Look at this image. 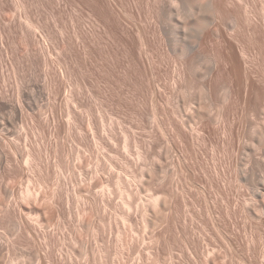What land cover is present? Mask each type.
Listing matches in <instances>:
<instances>
[{
  "label": "rangeland",
  "instance_id": "1",
  "mask_svg": "<svg viewBox=\"0 0 264 264\" xmlns=\"http://www.w3.org/2000/svg\"><path fill=\"white\" fill-rule=\"evenodd\" d=\"M78 1L81 3L79 4V2L74 0L75 3L70 6H64L63 4L53 6L48 3V0H38V6L32 5L29 7L31 12L30 16L34 22L45 24L49 29L56 32L55 27H53L54 20L50 16L51 12H53L57 24L65 30L66 37L72 38V40L70 39V42H72V52L65 53L60 52V50L52 51V55L48 58V67L44 64V58L41 55H37L33 62L31 61L32 58L30 59L27 56L25 46L19 40L18 36L15 37L14 42L11 41V38L7 40L4 48L0 46V96L3 98V101L6 102V105L0 104V126L3 125L0 128V176L4 177H0V199L3 200L0 201V205L2 208L5 207L6 209L12 206L10 204H14L13 207L17 205H21L20 207L23 206L26 212L24 210V213L21 208V213L23 212L24 216L28 213L26 214V219L29 217L27 219L29 221L28 224L30 223V226L31 224L35 226V228L32 227V230L37 228L35 232L41 231L40 234H43L40 235L38 233V236H35V232L30 230V227V229L28 227L25 228L28 230L23 228L27 232L22 228H19L20 231H17L18 225L15 226L17 221L14 223L12 221H15V219L12 220L11 218L19 214L18 206L14 208L15 210L13 207L10 208L11 211L9 209V211L13 213V215L9 217L10 220H12L11 222L7 217L5 218L6 213L4 211L6 209L4 208L3 211L0 206L2 209V212L0 209V214L3 215V213H5L3 217L0 215L2 219L1 223L5 224L6 219L7 222L9 221V224L6 223L7 225L5 228V225L3 226V224L0 223V226L2 225L3 227H0V233H2V231L4 233L5 231V236L9 235L8 237H12L15 240L18 238L17 240L19 241L21 239L24 243H21V241L17 243L19 242L17 240V242L15 241L17 244L14 241L13 244L9 243L7 241L8 237H4L0 234L2 245L6 246L8 242V244H11L8 246L12 249L6 247L9 248L8 252L11 253L12 256L22 255V259L24 258V260L21 259L22 261L19 262L20 258H16L17 260L19 259L18 262L20 264H28L31 261L33 262H31L32 264H34V262H38V264H50V261H52L51 264H56V262L57 264H100L99 261L101 260H98V263L95 260L97 257L99 258V256L102 260H105L106 256L107 259L104 264H110L111 260L114 263L118 257L120 259L117 251H120L121 247H124L121 251L125 254L130 250L131 246H133L135 250L134 255L136 256V261L142 260L141 264L147 263V261L152 263L158 262L159 264H163V262L165 264H171V255L179 252L182 258L181 264H264V211L263 213L260 211V209L264 210V198L257 200L253 195L255 194V188H257L255 187L257 179L261 178V180L259 179L258 181L259 183H262V180H264V163L253 162L254 164H260L259 166L256 165L257 168H255L256 166L254 165V167L251 161V163H249L250 166L248 165V168L247 166L245 167L242 163L244 162L246 151L250 150V146H245L246 144L244 145L245 147L241 146L238 150L241 149L242 151H237L238 154H241L239 156L237 152L235 154V152L233 153L228 149L229 147L224 146L226 142L224 143L225 140L223 138L225 137L222 134V130L228 126V124L224 122L227 120L226 118L222 120L223 116L217 117L220 120L216 119L214 114L209 116L210 112L207 114L210 125L212 127L216 125L213 127L214 129L219 128V131L215 130V133L218 131L216 135H213L215 133L209 135L206 132L205 137L208 138H205V142L203 143L195 137V139L191 138L190 141L188 140L190 143L187 140L185 141V139L182 138V133H180V131L184 129L183 127H179L182 126L179 124L180 115H183L185 112L183 99L187 98L190 101L196 102L198 101V97L195 94L183 91V88L188 85L189 82H178L174 85L177 75L174 73L173 64H170L171 60H167L168 58L163 56L165 52L163 48L161 50V45H156V48H152L151 51L153 52L149 51V57L151 58H149V61L146 60L150 63L151 67L153 66L154 68L155 66L154 72H157L155 74L152 71L154 69H151L153 73L150 69L148 70V67L150 68L149 63H144L145 60L143 58L146 57L142 55L139 57L141 62L139 58V60L134 59L130 61L127 58V61L124 60L125 63H128H126L127 66L129 65L128 67L131 65L130 68L133 67V70L134 68L136 69L134 73L135 71L138 72V76L137 72L135 73L137 77H135V75L132 77V73H130L132 69L129 68L130 72L128 71L129 73L127 74L126 70L129 69L124 66L126 65L122 59H125L124 52H121L122 49L120 51L117 49L121 48V45L117 44L119 45L117 46L114 44L113 38H111L112 35H110L111 33L104 24L103 27L100 22L102 27L97 26L100 24L95 23L93 20L94 17L90 15L92 12L90 11L91 7H89V4L86 5L87 3L83 0ZM114 1L121 3L119 4L116 2L118 3V5L116 4L117 7L119 5L121 6H119L117 10H123L120 14L122 13L124 16H127L126 13L129 8L130 12H132L133 9L129 6L128 0ZM233 1L236 2L235 5L240 8V12L244 13V9L247 7V16H250L249 18L251 19L250 21L246 20L247 23L249 22L248 24H250L247 25V23H244L246 21H244L243 16L238 17L239 19L243 17L242 21L241 19L239 21L242 22L241 25L239 22L236 23V21H233L234 24L230 22L234 25L229 24V27L231 26L230 28L233 27L230 30H233L232 33L237 35L239 33L238 29L242 27L243 30H239L241 33L238 34V37L240 36L241 39L246 40L248 38L249 40L251 35L249 34L250 36L248 35V37H246L247 34L245 35L243 33V31H245L244 29L247 28L245 25L248 26V30L251 23H256L257 26H263L259 28L264 29V0H242L244 2H241L244 4L240 3V0ZM125 2L129 4H127L129 8ZM240 4H242L243 7H240L242 6ZM248 4L250 6L252 5L251 8ZM125 9H127V11ZM132 13L135 16V12L133 11ZM5 14L6 18L11 20V23L15 25L19 24L18 13L15 9L7 7ZM131 14H128V17H130ZM123 18H121L123 22L125 19H129L126 17ZM127 21L130 22L131 18ZM127 21L126 25L129 26L130 24L131 26H129V29L135 33L134 27L131 29L132 21L130 23ZM242 24H244L245 27H243ZM236 25L238 27L240 26V28ZM102 28L103 30L106 28V33L103 32ZM76 30H78V32ZM91 30L95 32L93 33ZM75 31L78 33H76L77 35H79L81 31V34L90 31V33L86 34H88L89 37H96L95 40L90 38L94 46L89 42V45L92 46H89L90 48L87 47L86 51L85 48L80 46L81 41L77 40L79 38L74 33ZM107 31L110 33L109 36ZM91 32L93 34H91ZM246 32L249 33L250 31L246 29L245 33ZM73 35H76V38ZM216 37L217 36H214L213 38L217 40ZM73 38L75 40H73ZM111 40L113 42L110 43ZM98 42L99 44H97ZM107 42L110 43L107 44L108 48L105 46ZM112 43L116 45L117 48H115L116 46L114 47V45L112 47ZM216 44L217 41L214 46ZM106 48L114 54V56L111 54L107 56L109 51L103 52V49L106 50ZM111 48L115 49L111 50ZM88 51L91 52L88 54ZM112 51H115V53ZM117 51L121 53L118 55ZM150 52L154 54L151 56ZM105 55L111 59H106ZM117 56H120V59H118ZM162 56L164 59H162ZM112 57H116L118 61L115 58L116 62H114V58L112 60ZM254 57H256V61ZM153 58L155 59L153 60ZM252 58L253 74L257 76L255 72H258V74L260 73L259 76L263 77L264 65L260 64H264L262 58L259 55H253ZM259 59H261V61ZM133 61L134 64L137 63L133 65ZM138 61L141 64H139ZM152 61L154 64H151ZM58 63L66 70L64 79L58 76ZM146 66L148 67L145 68ZM138 67L142 68L143 71L141 72L142 69L139 70ZM122 69L126 72L124 73ZM46 70L49 76L46 75ZM149 71L151 73H148ZM139 72L142 74H140V76L149 80L146 83V87H144L146 84L142 83L145 78H140ZM121 74L126 78L122 80ZM151 74L153 76H150ZM50 77L51 79L53 78L51 82H49ZM132 78H134L133 82ZM129 80L132 83H130ZM138 82H140L139 84L141 86L135 85L138 84ZM132 84L134 85L132 86ZM135 86L140 89H137ZM260 86H262L261 89L263 90V84L261 85L260 83ZM179 87L182 89H179ZM31 89H34L33 93L30 92ZM196 90L198 91V89ZM224 92L223 90L220 98L224 96ZM155 100L158 104L160 102V109L157 112L156 118L153 116V108L151 107ZM202 100H204V97ZM19 103L21 106L15 109V105ZM137 104L139 106L141 105V107H145L140 108ZM214 107L219 109L217 105H212V112L216 111ZM138 108L141 110L139 111ZM69 114H71V117H69L71 120L68 118ZM8 119L10 121H8ZM193 120L192 122L194 123H191V127L193 130H197L200 125L198 121L200 120L197 117H194ZM262 124H264V122ZM74 126L76 127L74 128ZM78 127L81 130H79ZM248 131L249 130L245 131V139H249L250 135H252L250 134L251 132L249 131V133ZM183 139L184 141H182ZM248 139L246 143L251 142V138L249 139L250 141ZM206 141L211 143H207ZM208 144L211 145L209 146ZM237 157L241 158L239 159ZM238 159L241 161H238ZM3 162L11 163V165L9 164V166L7 163L4 164ZM42 162L46 169L43 168ZM96 164H99V167ZM13 166L16 167L15 170ZM39 168L42 170L40 169L39 171ZM6 171L11 173L7 174ZM39 172L43 175H40ZM47 176H51L50 180H48L49 178ZM33 177H35V179ZM9 178L10 180L13 179L10 181ZM39 179L41 181H38ZM5 181H8V185ZM27 181L28 183L30 181L29 185L31 186L28 185ZM97 181L98 183H96ZM99 182L101 184H99ZM4 183L7 186L3 185ZM259 183H257V186ZM260 185L261 184H259L258 187L262 186ZM28 186L32 189V193L39 192L37 193L38 195L36 193L33 194V196L36 194L37 200L35 197L24 198V201L23 198H21L22 196L19 194L21 193L20 191H24ZM10 187L11 190L14 189V194L12 193L14 196L11 194ZM51 187L52 189L50 190ZM55 187L61 192L55 190ZM129 187L133 190L130 191L131 194L132 192L134 193L133 196L137 194L135 197L131 196L133 199L130 197L132 200L129 199V202L135 201L133 206V202H131V208H129L130 214H133L131 215L132 217H130L128 213V207L126 208L125 206L126 203L130 204L127 201V196H124L125 191L129 190ZM160 187H164L165 189H161ZM149 192L161 195L158 196H160V202L162 204L159 205H161L160 207L162 210H160L158 206L154 211H150L151 216L148 215L150 217H147L150 219V226L147 227L149 229L145 232L143 229V218L142 215V219L140 218L138 214L141 213L138 211L140 210V205L146 202L145 200L148 198L147 195ZM4 193H6V195ZM55 193L57 195L59 193L62 195L59 194L57 196ZM161 193L164 194L162 195ZM41 194L44 196L43 198ZM127 194L126 192V195ZM4 195L6 197H4ZM8 196L10 201H16L11 203L7 200ZM3 197L4 199L7 198L6 201ZM13 197L16 198H14V201L12 199ZM56 198H58V201H56ZM123 200H125V202ZM16 202H18L17 205ZM6 203L9 207H7V205L5 206ZM136 203H139L137 205L138 207L135 206ZM166 203L167 205H165ZM52 204L56 205L52 206ZM35 206H37V208ZM162 207L165 209L163 210ZM16 209L18 212L15 214ZM41 210L43 211L41 212ZM52 211L54 213H52ZM126 212L129 214V218L128 216L127 218L133 219V222L129 221V224H133L134 231L131 230L132 225L129 226L127 222L128 219L124 217L127 214ZM21 230L24 232H22L23 235L20 233ZM29 230L30 232H28ZM42 230H44V232ZM94 230L96 233L99 231V233L96 234L97 236L94 234ZM125 230H127L126 233ZM29 233L34 237L32 236V238H30L31 236H29ZM14 235L16 238L13 237ZM21 235L24 237L21 238ZM6 238L7 240H5ZM10 238L9 241L11 240L12 242L13 239ZM26 238L30 240L34 238L36 242L41 238L39 242H37L40 245L35 241H26ZM121 238L123 241H121ZM194 241L200 242L198 245L200 247L197 246L196 248L197 251L195 250L196 244ZM3 242L6 243L3 244ZM122 242L124 243L123 245ZM30 244L33 247L38 246L36 248L37 250H34V248L32 250ZM43 244L47 247H44ZM12 245L14 246L12 247ZM5 246H1L2 248L0 247V259L3 253V255L8 254L4 252V249H7ZM22 247L25 248L22 249ZM104 247L106 253L104 252ZM100 248L104 250L103 252L105 254L104 255L102 252V258V254L99 256L97 255V253H101ZM49 250H51L54 255ZM147 251H149V253ZM193 251H196V253L194 254ZM45 252H47L46 255ZM169 252L173 254H169ZM32 253H36L35 255L39 254L40 257L43 255L47 256L48 254L51 255L50 258L52 256L56 257H53V260H51L52 258L49 259L48 255L47 263H44L42 258L37 255L38 259L40 258L39 262L37 256L34 258L35 255L33 254V257V255H31ZM9 256H6V258L8 259ZM137 256H139L138 259ZM4 257L5 256H2V262H6L4 261ZM76 257L78 259H76ZM90 257L95 259L92 258L93 260H91ZM11 258L13 259L14 257H9L8 260ZM56 258L58 259L56 260ZM109 258L111 260H109ZM113 259L115 260L113 261ZM87 261L90 263H87ZM118 261L123 264L121 260ZM101 262V264H103V261ZM117 264L119 263L117 262Z\"/></svg>",
  "mask_w": 264,
  "mask_h": 264
},
{
  "label": "bare ground",
  "instance_id": "2",
  "mask_svg": "<svg viewBox=\"0 0 264 264\" xmlns=\"http://www.w3.org/2000/svg\"><path fill=\"white\" fill-rule=\"evenodd\" d=\"M77 2H79L78 0H76ZM83 1H85L87 4L86 5H88L89 4V7H91V14L90 15H92V17H94V22L95 23H97V24H100V25H97V26H101V23H102V26H103V24L106 26V28L108 29V31L111 33H109L108 31H107V33H108V36H109V34L110 35H112L111 36V38H113V41H114V44H119V45H121L120 47L121 48H117V46H119V45H114L113 43H112V47H113V45H114V47L115 48H117V49H119V51L121 50V52H124L123 54L125 55V59L124 58H122L123 59V62H124V60H126V58L128 59V60H134V59H136V60H139L140 58V55H142L143 57H146V58H143V57H141V58H143L144 60H145V62L144 63H146V62H148L149 61V58H151V57H149V51H151L152 50V48H156V45L157 46H160V48H161V50H162V48H163V51L165 52L164 54H163V56L165 57H167V58H165V59H167V60H171V62H170V64L172 63L173 64V70L175 71L174 73H176V75H177V79H176V77H175V81H174V85H176L178 82L180 83H184V82H189L188 83V85H186V84H183V85H186L183 89V91L184 92H188V93H192V94H195L198 98H197V100L198 101H196V102H193V101H190L189 99H187V98H185V99H183L184 101H183V106H184V109H185V112L183 113V115H180L181 116V118L179 119V124L180 125H182V126H179L180 128L181 127H183V131L181 132L180 131V133H182L181 135L183 136L182 138H184L185 139V141L187 140H191V138L192 139H197V140H199L201 143H203V142H205L204 140H205V138H208V137H205V133L207 132L209 135L210 134H213V133H215V130H218L219 128H213L214 126H216V125H214L213 127L210 125V123H209V119H208V117H207V114H208V112H210V114H209V116L212 114H214V116H215V118L216 119H218L217 117H219V116H223L222 117V120H223V118H226V120L227 121H224L226 124H228V126H226V124H225V126H226V128H224L223 130H222V134L224 135V137L225 138H223L225 141H224V143L226 142V145L224 144V146H227V147H229L228 149L230 150V151H232L233 153L235 152V154H236V152L237 151H242L241 149L240 150H238L239 148H241V146L242 147H245V146H250L249 147V149L250 150H247L246 151V153H245V158H244V162L242 163L245 167L247 166V168H248V165L250 166V164L249 163H251V161H252V165L254 166H256V165H258V164H254V163H256V162H258V163H264V140H263V138H264V124H262L263 122H264V89L262 90L261 89V87L262 86H260V83H261V85L263 84V88H264V76L261 78L260 76H259V74H258V72H255L256 73V75L257 76H259V77H257V76H255L254 74H253V71H252V57H253V55H259L261 58H262V62H264V29L262 28H259V27H263V26H257V24L256 23H251V26H249L250 28H249V30H248V26L247 25H250V24H248L247 23V21L246 20H249L250 21V19L251 18H249L250 16H247L248 15V13H247V10L246 9H248L247 7H245L246 9H244L245 10V12L247 13H243V12H240V8H238L235 4H236V2H234L233 0H128V2H129V4L128 3H126L125 2V4L127 5H129V6H131V8L133 9L132 10V12L134 11L135 13V16L133 15V13L132 12H130V8L128 7V5H127V7L129 8V10H128V12L126 13L127 14V16H124L122 13V16H121V14H120V12H122L123 10H117V8L120 6H116V4L118 5V1H116V2H118V3H116L114 0H83ZM120 1H122V0H120ZM126 1V0H125ZM237 1H239V0H237ZM242 0H240V3H242V2H244V1H242ZM253 1V0H252ZM77 2H76V4H77ZM245 2H247V1H245ZM38 0H0V46H1V48H4V46H5V43L7 42V40H9L10 38H11V41L12 42H14L15 41V37L16 36H18V38H19V40L24 44V46H25V49H26V52H27V56L31 59V61L33 62V60H34V58L37 56V55H41L43 58H44V64L48 67V58L52 55V51H55V50H60V52H65V53H69L70 51L72 52V49H71V43L72 42H70L71 40H72V38H70V37H66L67 35H65V30L62 28V27H59V25L57 24V22H56V19L54 18V15H53V12H51V14H50V16H51V18L54 20L53 22H54V24H53V27H55V29H56V32H57V34H56V32H54V31H52L51 29H49V27L47 26V25H45V24H41V23H36V22H34L33 20H32V18H31V12H30V10H29V7L30 6H32V5H37L38 6ZM48 3L49 4H52L53 6H59V4H63L64 6H70V5H72V4H74L75 2H74V0H48ZM81 2H79V4H80ZM82 3H84V2H82ZM239 3V2H238ZM248 3V2H247ZM247 3H246V5H247ZM43 4V3H42ZM85 4V3H84ZM119 4H121V3H119ZM242 4H244V3H242ZM242 4H240V5H242ZM252 4V3H251ZM125 5V6H126ZM239 5V6H240ZM249 5V4H248ZM43 6V5H42ZM250 6V5H249ZM252 6V5H251ZM251 6H250V8H251ZM7 7H12L13 9H15L16 10V12L18 13V18H19V24L18 25H15V24H13V23H11V20H9V19H7L6 18V9H7ZM121 7V6H120ZM240 7H243V5L242 6H240ZM126 8V7H125ZM127 8V9H128ZM119 9V8H118ZM127 9H125L126 11H127ZM249 11V10H248ZM119 12V13H118ZM130 12V13H129ZM251 12V11H250ZM249 12V13H250ZM124 13V12H123ZM132 13V14H131ZM240 13H242V14H240ZM128 14H131V16L130 17H128ZM246 14V15H245ZM121 16V17H120ZM134 16V17H133ZM241 16H243L244 17V21H246V22H244V23H247V25H245L247 28V31H250L249 33L248 32H246L245 33V31H246V29H244L245 31H243V33L246 35V37H248V35L250 36V39L248 40V38H247V40L246 39H241L240 38V36L238 37V34H240L241 32L239 31L240 29H241V31L243 30L242 29V27L240 28V26L238 27L237 25H239V24H237L236 26L238 27V28H240V29H238V34L237 35H235V33H232V31L233 30H230V29H232V28H230L229 27V24H231L230 22H232L233 24H234V22L233 21H236V23H238L239 21H240V19H241V21H242V19H243V17L242 18H238V17H241ZM91 17V18H92ZM123 17H126V18H129V19H127V20H130V18H131V24H132V28L131 29H133V27H134V30H135V33L134 32H132V30H130L129 29V26H131L130 24H129V26L128 25H126V19H125V21L123 22L122 21V19L121 18H123ZM233 19V20H232ZM253 19V18H252ZM123 20H124V18H123ZM99 22V23H98ZM101 22V23H100ZM128 23H130L129 21H127ZM253 22V21H252ZM240 23V25H241V23L242 22H239ZM233 24H231V25H233ZM253 24V25H252ZM256 24V25H255ZM259 25V24H258ZM101 26V27H102ZM234 26V25H233ZM235 26V27H236ZM242 26L243 27H245L244 26V24H242ZM104 27V26H103ZM234 27V28H235ZM237 27H236V29H237ZM106 28H104V30H103V28H102V30H103V32L104 33H106V31H105V29ZM133 30V31H134ZM77 32H78V30H76ZM74 32L75 34L77 33V32ZM80 31V30H79ZM92 31V30H91ZM82 32V31H81ZM81 32H80V34L79 35H77V37L79 38V39H77L78 41L80 40L81 41V44H80V46L81 47H83V48H85V50H86V48L88 47V48H90L93 44H92V41H91V39L90 38H93V37H89V35L88 34H86V33H90V31L89 32H85V34H81ZM93 32V31H92ZM91 32V34H93ZM90 34V35H91ZM75 35V36H76ZM81 35V36H80ZM107 35V34H106ZM74 36V35H73ZM74 36V37H75ZM93 36H95V35H93ZM97 36V35H96ZM214 36H217L216 38H217V40L215 39V38H213ZM242 36V35H241ZM244 36V35H243ZM76 38V37H75ZM110 38V39H111ZM244 38V37H243ZM71 39V40H70ZM94 40L96 39V37L95 38H93ZM217 41V46L215 47L214 46V44H215V40ZM73 40H75L74 38H73ZM76 40V41H77ZM109 40V39H108ZM97 41V40H96ZM112 40L110 41V43L111 42H113ZM215 41V42H214ZM89 42H91V46L89 45L90 43ZM95 42V41H94ZM109 42V41H108ZM106 43L105 44V46L108 48V45L107 44H110V43ZM96 44V43H95ZM97 44H99V42L97 43ZM90 46V47H89ZM94 46V45H93ZM213 46V47H212ZM110 47H111V45H110ZM109 47V48H110ZM92 48H94V47H92ZM92 48H91V50H92ZM106 48V50L105 49H103L104 51L103 52H105V51H107L108 49ZM115 48H113V49H115ZM159 48V47H158ZM157 48V49H158ZM99 49H101V48H99ZM112 48H111V50H113ZM82 50H84V49H82ZM84 50V51H85ZM90 50V49H89ZM158 50H160V49H158ZM87 51V50H86ZM85 51V52H86ZM93 51V50H92ZM95 51V50H94ZM99 51V50H98ZM109 51V50H108ZM154 51H155V49H154ZM85 52H83V53H85ZM91 51H88V54L90 53ZM102 52V53H103ZM110 52V51H109ZM107 53V56H109L108 54H111V55H113L114 56V54H112L111 52L110 53ZM113 52V51H112ZM118 52V51H117ZM121 52H118V55H119V53H121ZM151 52H153V51H151ZM150 52V53H151ZM87 53V52H86ZM113 53H115V51L113 52ZM122 54V55H123ZM154 54V53H153ZM152 53H151V56L153 55ZM121 55V56H122ZM123 55V56H124ZM160 55V54H159ZM161 55H162V53H161ZM106 56V55H105ZM106 56V59L108 58H110V57H107ZM162 56V57H163ZM118 57V59H120V56H117ZM160 57V56H159ZM164 57L162 58V59H164ZM113 58L114 57H112V60H113ZM116 58V57H115ZM115 58H114V62H116L115 61ZM139 58V59H138ZM256 57H254V59H255ZM111 59V58H110ZM117 59V58H116ZM118 59H117V61H118ZM122 59H121V61H122ZM155 58H153V60H154ZM159 59H161V58H159ZM146 60H148V61H146ZM151 60V59H150ZM166 60V61H167ZM260 61H261V59H259ZM111 61V60H110ZM127 61V60H126ZM129 61V62H130ZM165 61V62H166ZM254 61V60H253ZM255 61H256V59H255ZM140 62H141V59H140ZM164 62V61H163ZM111 63V62H110ZM125 63V62H124ZM127 63V62H126ZM125 63V64H126ZM132 63V62H131ZM130 63V64H131ZM137 63V62H136ZM135 63V64H136ZM138 63H139V61H138ZM149 63V62H148ZM153 63V61L151 62V64ZM168 63H169V61H168ZM260 63V62H259ZM115 64V63H114ZM128 64V63H127ZM127 64L126 65H124L125 67H128L127 66ZM134 64V61H133V65H135ZM139 64H141V63H139ZM143 64V63H142ZM154 64V63H153ZM160 64V63H159ZM261 65H264V64H262V63H260ZM259 64V65H260ZM112 65H113V63H112ZM145 65V64H144ZM148 65V64H147ZM138 66V65H137ZM137 66H136V68H137ZM140 66V65H139ZM149 66H150V68L148 67V66H146L145 68H147L148 67V70L150 69V71H151V69H154V70H152L153 72L155 71V66H154V68H153V66L151 67V65H150V63H149ZM160 66V65H159ZM255 66V65H254ZM115 67V66H114ZM123 67V66H122ZM124 67V68H125ZM130 67H131V65H130ZM130 67H128V69L130 68ZM143 67V66H142ZM158 67V66H157ZM156 67V68H157ZM264 67V66H263ZM133 68V67H132ZM132 68H130V69H132ZM139 68V67H138ZM164 68V67H163ZM260 68V67H259ZM114 69V68H113ZM120 69V68H119ZM130 69L129 70H126L127 71V74L130 72ZM140 69H142V68H139V70ZM143 69H144V67H143ZM143 69L141 70V72L143 71ZM158 69V68H157ZM156 69V70H157ZM262 69V68H261ZM123 70V69H122ZM134 70H136L135 68H134ZM134 70L132 69V72H130V73H132L131 74V76L133 77V75H135V77H137L138 76V72L137 71H135V73L137 72V76H136V74L134 73ZM263 70H264V68H263ZM262 70V71H263ZM124 71V70H123ZM126 71H124V73L126 72ZM129 71V72H128ZM145 71V70H144ZM148 72V73H151V72ZM141 72H139V76H140V74H141ZM152 72V73H153ZM260 72V71H259ZM123 73V72H122ZM123 73V74H124ZM144 73V72H143ZM146 73H147V71H146ZM145 73V74H146ZM155 73H157V72H154V74ZM126 74V75H127ZM46 75L47 76H49L48 75V73H47V70H46ZM142 75V74H141ZM144 75V74H143ZM160 75V74H159ZM158 75V76H159ZM58 76L59 77H61L62 79H64L65 78V76H66V70H65V68L60 64V63H58ZM121 76H122V74H121ZM125 76V75H124ZM128 76V75H127ZM148 76V75H147ZM150 76H153L152 74L150 75ZM175 76V75H174ZM134 77V78H135ZM116 78V77H115ZM122 78V80L123 79H125L123 76L121 77ZM129 78H131V77H129ZM128 78V79H129ZM134 78H132V82H133V79ZM139 78V77H138ZM140 78H145V77H142V76H140ZM139 78V79H140ZM155 78V77H154ZM117 79V78H116ZM119 79V78H118ZM127 79V80H128ZM136 79V78H135ZM147 78H145V80H146ZM156 79V78H155ZM142 80V79H141ZM143 81L142 83H147V81H149V80H146V81ZM51 81H53V78L51 79V77L49 78V82H51ZM117 81H119V80H117ZM134 81H138V80H134ZM155 81V80H154ZM157 81H158V79H157ZM65 82V81H64ZM129 82L130 83H132L130 80H129ZM153 82V81H152ZM156 82V81H155ZM135 83V82H134ZM140 82H138V84H135V85H140L139 84ZM141 83V84H142ZM149 83V82H148ZM65 84V83H64ZM112 84V83H111ZM150 84V83H149ZM156 84H157V82H156ZM134 84H132V86H133ZM144 85V84H143ZM115 86V85H114ZM141 86V85H140ZM147 86V84L144 86V87H146ZM154 86V85H153ZM159 86V85H158ZM136 88H137V86H135ZM139 87V86H138ZM176 87V86H175ZM183 87V86H182ZM142 88H143V86H142ZM141 88V89H142ZM181 87H179V89H180ZM134 89V88H133ZM137 89H140V88H137ZM145 89V88H144ZM143 89V90H144ZM158 89H159V87H158ZM177 89H178V87H177ZM182 89V88H181ZM196 89H198V91L196 90ZM135 90V89H134ZM154 90V89H153ZM224 90L225 92V94H224V96L222 97V98H220L221 96V93H222V91ZM110 91V90H109ZM140 91V90H139ZM221 91V92H220ZM30 92H34V89H31L30 90ZM111 92V91H110ZM157 92H158V90H157ZM143 93V92H142ZM109 94H111V93H109ZM140 94H141V91H140ZM111 96V95H110ZM168 97V96H167ZM204 97V100H205V102H204V100H202V98ZM153 98V97H152ZM138 100H139V98H138ZM168 100V99H167ZM112 101V100H111ZM140 101V100H139ZM156 101V100H155ZM153 102V104H152V113H153V116H155L154 118H156L157 117V112L159 111V109H160V107H159V105H160V102H159V104L157 103V101L156 102ZM159 101V100H158ZM39 102V101H38ZM206 102H207V105H206ZM137 103V102H136ZM166 103V102H165ZM0 104H2V105H6V102H4L3 101V98L0 96ZM23 104V103H22ZM141 104V103H140ZM138 105V104H137ZM142 105H145V104H142ZM212 105L214 106V105H217L218 107H219V109H216L215 107V112H212ZM18 106H21V104L19 103L18 105H15V109H18ZM139 106V105H138ZM140 108H144L143 106L141 107V105L139 106ZM150 107V108H151ZM217 107V108H218ZM183 109V110H184ZM138 110L140 111L141 109H139L138 108ZM163 110V109H162ZM84 111V110H83ZM138 111V112H139ZM138 112H136V113H138ZM161 112V111H160ZM70 113V112H69ZM135 113V114H136ZM143 113V112H142ZM139 114V113H138ZM140 114H141V112H140ZM2 115V114H1ZM178 115V114H177ZM248 115H249V117H248ZM141 116V115H140ZM142 116H144V115H142ZM69 117H71V114H69V116H68V118ZM138 117H139V115H138ZM175 117H176V115H175ZM194 117H197V118H199V120L200 121H198V123L200 122V125H199V127H198V129L197 130H193V128L191 127L192 125H191V123H194V122H192V121H194L193 120V118ZM7 118V117H6ZM142 118V117H141ZM249 118V119H248ZM9 119H11V118H9ZM8 119V121H10ZM42 119V118H41ZM67 119V118H66ZM176 119H177V117H176ZM30 120H32V119H30ZM39 120H40V118H39ZM69 120H71L70 118H69ZM218 120H220V119H218ZM225 120V119H224ZM7 121V120H6ZM215 121H217V120H215ZM44 122V121H43ZM177 122H178V120H177ZM228 122V123H227ZM1 123V122H0ZM9 123V122H8ZM66 123V122H65ZM94 123V122H93ZM101 123V122H100ZM197 123V122H196ZM82 124V123H81ZM263 126H262V125ZM19 125V124H18ZM178 125V124H177ZM3 126V125H2ZM2 126H0V128L2 127ZM5 126V125H4ZM21 126V125H20ZM66 126V125H65ZM73 126V125H72ZM81 126V125H80ZM89 126V125H88ZM92 126V125H91ZM101 126V125H100ZM176 126V125H175ZM13 127V126H12ZM76 126H74V128H75ZM90 127V126H89ZM177 127V126H176ZM7 128H8V126H7ZM20 128V127H19ZM74 128H73V130H74ZM79 128V127H78ZM81 128H83V127H81ZM197 128V127H196ZM223 128V127H222ZM18 129V128H17ZM2 130V129H1ZM9 130V129H8ZM11 130V129H10ZM13 130V129H12ZM20 130V129H19ZM79 130H81L80 128H79ZM178 130V129H177ZM221 130V129H220ZM246 130H249L248 132L250 133V134H252V135H250V137H249V139L251 140V142H249V143H246V140L247 139H245L246 137H245V131ZM95 131H96V129H95ZM219 131V130H218ZM218 131H216V133L218 132ZM87 132V131H86ZM216 133L215 134H213V135H216ZM2 134V133H1ZM82 135V134H81ZM180 135V136H181ZM212 135V136H213ZM208 136V135H207ZM248 136H249V134H248ZM94 137V136H93ZM195 137V138H194ZM6 138V137H5ZM83 138V137H82ZM81 138V139H82ZM91 138V137H90ZM181 138V137H180ZM213 138V137H212ZM212 138H211V140H212ZM215 138V137H214ZM95 139V138H94ZM103 139V138H102ZM109 139V138H108ZM184 139L182 140V141H184ZM95 141H97V140H95ZM110 141V140H109ZM188 141V142H189ZM208 141V140H207ZM206 141V142H207ZM100 142V141H99ZM111 142V141H110ZM187 142V143H188ZM222 142V141H221ZM103 143V142H102ZM185 143V142H184ZM190 143V142H189ZM207 143H211V142H207ZM246 144V145H245ZM249 144V145H248ZM204 145V144H203ZM209 146L211 145V144H208ZM207 145V146H208ZM245 145V146H244ZM187 146V145H186ZM201 146V145H200ZM206 146V147H207ZM12 147V146H11ZM113 147H114V145H113ZM204 147V146H203ZM203 147H202V149H203ZM205 147V148H206ZM200 149V148H199ZM55 150V149H54ZM205 150V149H204ZM56 151V150H55ZM78 151V150H77ZM200 151V150H199ZM15 152V151H14ZM224 152H225V150H224ZM243 152H245V151H243ZM201 153V152H200ZM199 153V154H200ZM226 153V152H225ZM232 153V154H233ZM241 153V152H240ZM16 154V153H15ZM34 154V153H33ZM203 154H205V153H203ZM203 154H202V156H203ZM231 154V153H230ZM235 154H234V156H235ZM77 155V154H76ZM79 155V154H78ZM142 155V154H141ZM237 155L239 156V155H241V154H238V152H237ZM31 156V155H30ZM38 156V155H37ZM36 156V157H37ZM247 156V157H246ZM80 157V156H79ZM201 157V156H200ZM231 157V156H230ZM244 157V156H243ZM18 158V157H17ZM232 158H233V156H232ZM237 158H239V157H237ZM241 158V157H240ZM239 158V159H240ZM21 159V158H20ZM30 159V158H29ZM31 159H32V157H31ZM30 159V160H31ZM36 159H38V158H36ZM235 159V158H234ZM238 159V161H241V160H239ZM34 160V159H33ZM236 160V159H235ZM243 160V159H242ZM9 161V160H8ZM7 161V162H8ZM41 161V160H40ZM97 161V160H96ZM6 162V163H7ZM9 162H11V161H9ZM22 162V161H21ZM102 162V161H101ZM254 162V163H253ZM4 164H6L5 162H3ZM40 163V162H39ZM54 163V162H53ZM95 163V162H94ZM232 163V162H231ZM8 165L10 164L11 165V163H7ZM48 164H49V162H48ZM56 164V163H55ZM233 164V163H232ZM9 165V166H10ZM37 165V164H36ZM42 165H43V168H44V164H43V162H42ZM46 165V164H45ZM97 165V164H96ZM99 165V164H98ZM97 165V166H98ZM252 165H251V167H252ZM260 165V164H259ZM258 165V166H259ZM262 165V164H261ZM264 165V164H263ZM1 166V165H0ZM23 166V165H22ZM38 166V165H37ZM81 166H82V164H81ZM96 166V167H97ZM234 166V165H233ZM254 166V167H255ZM12 167V166H11ZM14 167V166H13ZM47 167V166H46ZM53 167V166H52ZM55 167V166H54ZM83 167V166H82ZM95 167V166H94ZM99 167V166H98ZM254 167H252L253 169H254ZM15 168L16 167H14V170H15ZM24 168V167H23ZM50 168V167H49ZM84 168V167H83ZM82 168V169H83ZM103 168V167H102ZM255 168H257V166L255 167ZM3 169V168H2ZM40 169L41 168H39V171H40ZM44 169H46V168H44ZM43 169V170H44ZM51 169V168H50ZM50 169H48V170H50ZM100 169V168H99ZM249 169H250V167H249ZM31 170V169H30ZM42 170V169H41ZM53 170V169H52ZM5 171V170H4ZM23 171V170H22ZM32 171V170H31ZM95 171V170H94ZM7 172V171H6ZM37 172V171H36ZM42 172V171H41ZM54 172V171H53ZM99 172V171H98ZM255 172V171H254ZM9 172H7V174H8ZM11 173V172H10ZM9 173V174H10ZM40 173V172H39ZM55 173V172H54ZM53 173V174H54ZM95 173V172H94ZM101 173V172H100ZM6 174V175H7ZM31 174V173H30ZM42 173H40V175H41ZM44 174H45V172H44ZM48 174V173H47ZM46 174V175H47ZM3 175V174H2ZM43 175V174H42ZM50 175V174H49ZM48 175V176H49ZM55 175V174H54ZM9 176V175H8ZM7 176V177H8ZM14 176V175H13ZM27 176V175H26ZM31 176V175H30ZM47 176V177H48ZM53 176V175H52ZM0 177H3V176H0ZM24 177V176H23ZM28 177V176H27ZM43 177V176H42ZM41 177V178H42ZM54 177V176H53ZM56 177V176H55ZM4 178V177H3ZM34 179H35V177H33ZM38 178V177H37ZM49 179L48 180H50V178H51V176L50 177H48ZM13 179V178H12ZM11 179V180H12ZM15 179V178H14ZM22 179H24V178H22ZM29 179H30V177H29ZM54 179V178H53ZM53 179H52V181H53ZM260 180H261V178H259ZM259 179H257V183H259L258 181H259ZM4 180V179H3ZM2 180V181H3ZM7 180V179H6ZM9 180H10V178H9ZM10 180V181H11ZM43 180H45V179H43ZM56 180V179H55ZM9 181V182H10ZM36 181H37V179H36ZM38 181H41L40 179L38 180ZM57 181V180H56ZM263 182L261 183H259V184H261L260 186L261 187H258L259 186V184H258V186H257V183H256V186L255 187H257V188H255L256 190H254V193L255 194H253L254 196H255V199H262V198H264V180H262ZM6 182V181H5ZM8 182V181H7ZM6 182V184L8 185V183ZM21 182V181H20ZM47 182H49V181H47ZM51 182V181H50ZM93 182H94V180H93ZM92 182V183H93ZM27 183H28V181H27ZM38 183H40V182H38ZM43 183H44V181H43ZM52 183V182H51ZM50 183V184H51ZM96 183H98V181L96 182ZM96 183H95V185H96ZM30 184V181H29V183H28V185ZM46 184V183H45ZM44 184V185H45ZM99 184H101L100 182H99ZM3 185H5V183L3 184ZM7 185H5V186H7ZM9 185H10V183H9ZM43 185V184H42ZM52 185H54V184H52ZM12 186H13V184H12ZM29 186H31V185H29ZM27 187L24 191H20L21 193H19L21 196H19V197H21V198H23V201H24V198H29V197H35V199L37 200L38 198H36L37 196H35L37 193H39V192H34V193H36L34 196H33V194L34 193H32V189L30 188V187ZM39 186H40V184H39ZM102 186V185H101ZM101 186H99V187H101ZM14 187V186H13ZM18 187V186H17ZM17 187H15V188H17ZM20 187V186H19ZM54 187V186H53ZM97 187H98V185H97ZM22 188V187H21ZM33 188V187H32ZM161 188V187H160ZM13 189V188H12ZM19 189V188H18ZM52 189V187L50 188V190ZM161 189H165L164 187H162ZM1 190V189H0ZM9 190V189H8ZM10 190H11V187H10ZM14 190V189H13ZM13 190H11V194L13 193ZM55 190H58V189H56V187H55ZM3 191V190H2ZM34 191H35V188H34ZM38 191V190H37ZM84 191H87V190H84ZM129 191V192H128ZM130 191H133V190H131V188L129 187V190H126L125 191V195L124 196H127V201L129 202V199L130 200H132L133 199V197H135V196H133L134 195V193L132 192V194H131V192ZM157 191V190H156ZM161 191V190H160ZM50 192V191H49ZM55 192V191H54ZM58 192H61V191H59L58 190ZM57 192V193H58ZM90 192V191H89ZM126 192L128 193L127 195H126ZM2 193V192H1ZM150 193V192H149ZM148 193V198L146 199V198H144V199H146L145 201L146 202H144V201H142V202H144L143 203V205H142V207H141V205H140V210L138 211V208H137V211L138 212H140L141 214H138V215H140V218H141V215H142V218H143V220H142V222H143V229L145 230V232H147L148 231V229L149 228H147V227H149L150 225H149V220L150 219H148L151 215V213H150V211L152 212V211H154V209H156L158 206L160 207L161 205H159V204H162L160 201V194H156V193H150L149 194ZM165 193V192H164ZM163 193V194H164ZM5 195H6V193H4ZM14 194V193H13ZM12 194V196H14ZM18 194V193H17ZM45 194V193H44ZM50 194V193H49ZM52 194V193H51ZM54 194V193H53ZM56 194V193H55ZM60 194V193H59ZM58 194V195H59ZM129 194H131V195H129ZM153 194H155V195H153ZM162 194V193H161ZM162 194V195H163ZM166 194V193H165ZM4 195V197H6ZM8 195V194H7ZM10 195V194H9ZM38 195V194H37ZM45 195H47V194H45ZM57 195V194H56ZM57 195V196H58ZM60 195H62V194H60ZM129 195V196H128ZM158 195H160V196H158ZM1 196V195H0ZM2 196H3V194H2ZM11 196V195H10ZM16 196V195H15ZM41 196H42V194H41ZM40 196V197H41ZM131 196H133V197H131ZM4 197H3V199H4ZM44 196H42V198H43ZM47 197V196H46ZM132 199H131V198ZM11 198V197H10ZM14 198L15 197H13L12 199H13V201H14ZM50 198V197H49ZM7 199V198H6ZM6 199H4L5 201H6ZM16 199V198H15ZM20 199V198H19ZM46 199V198H45ZM47 199H48V197H47ZM53 199H54V197H53ZM58 198H56V201H58L57 200ZM126 199V198H125ZM7 200H9L10 201V199H9V196H8V199ZM26 200V199H25ZM31 200V199H30ZM35 200V201H36ZM135 200V199H134ZM0 201H3V200H1L0 199ZM16 201V200H15ZM14 201V202H15ZM22 201V200H21ZM43 201H44V199H43ZM47 201V200H46ZM51 201H52V196H51ZM124 202H125V200H123ZM8 202V201H7ZM11 203H14V202H12V201H10ZM49 202V201H48ZM47 202V203H48ZM55 202V201H54ZM131 202H133V201H130L129 203L130 204H128V203H126V208L128 209V211L130 210L129 208H131L130 207V205L132 204ZM135 202V201H134ZM133 202V204H132V206L135 204ZM2 203V202H1ZM20 203V202H19ZM165 203V202H164ZM3 204V203H2ZM8 204H9V202H8ZM18 204V202H16V205ZM21 204V203H20ZM34 204V203H33ZM32 204V205H33ZM50 204V203H49ZM139 203H136V205L135 206H137ZM7 205V203L5 204V206ZM10 205H12L11 207H13V205L14 204H10ZM38 205V204H37ZM45 205V204H44ZM56 205V204H55ZM54 204H52V206H55ZM165 205H167V203L165 204ZM165 205H164V207H165ZM1 206V205H0ZM18 206V211H17V209H16V211H15V214L18 212L19 214L18 215H15L14 216V218H11L12 220L13 219H15V221L13 220H10V218L9 217H11L12 215H13V213L12 212H10L11 211V207L10 208H8V209H6L5 207H3L2 208V206H1V208L3 209V211H4V208L6 209L4 212L6 213V216H5V218L7 217L8 219H9V221L11 222H16L17 221V224L15 223V226H17L18 227V230L17 231H20V229L19 228H29L30 230H32V227L33 228H35V226L33 225L32 226V224H31V226H30V223L28 224V218L26 219V214H28V213H26L25 214V216H24V213L26 212V209H23V206L22 207H20L19 205H17ZM16 206V207H17ZM27 206H30V205H27ZM50 206V205H49ZM7 207H9V205H7ZM15 206L13 207V209L14 208H16ZM36 208H37V206H35ZM39 207V206H38ZM42 207V206H41ZM138 207V206H137ZM164 207H162L163 208V210L165 209ZM0 208V209H1ZM21 208L23 209V212H24V210H25V212L22 214L21 213ZM30 208V207H29ZM43 208V207H42ZM2 209H1V212H2ZM9 209H10V211H9ZM12 209V210H13ZM56 209V208H55ZM126 209V210H127ZM15 210V209H14ZM13 210V211H14ZM29 210V209H28ZM39 210H40V208H39ZM159 210V209H158ZM160 210H162L161 209V207H160ZM43 210H41V212H42ZM56 211V210H55ZM260 211H262V213H263V211L264 210H261L260 209ZM34 212V211H33ZM36 212V211H35ZM160 212V211H159ZM163 212V211H162ZM5 213H3V215H5ZM52 213H54L53 211H52ZM127 213V212H126ZM129 214H130V211L128 212ZM127 213V214H128ZM38 214V213H37ZM126 214V216H124V217H126L127 218V216H128V218H129V214L127 215ZM153 214V213H152ZM1 215V214H0ZM3 215H1L2 217H3ZM131 215H133V214H130V217H132ZM148 215H150V216H148ZM262 215V214H261ZM263 215H264V213H263ZM0 216V217H1ZM29 216H30V214H29ZM32 216V215H31ZM39 216V215H38ZM154 216V215H153ZM33 217V216H32ZM124 217H123V219H124ZM134 217V216H133ZM148 217V218H147ZM5 218H3V219H5ZM127 218V219H128ZM141 218V219H142ZM31 219V218H30ZM131 219V218H130ZM128 219V224H129V221L130 222H133V219ZM33 220V219H32ZM125 220V219H124ZM152 220V219H151ZM6 221V223H8L7 222V219L5 220ZM4 221V222H5ZM126 221V220H125ZM154 221V220H153ZM2 222V219L0 218V223ZM3 224V223H1V224H3V226H4V228L6 227V225L7 224ZM33 223V222H32ZM36 223V222H35ZM9 224V223H8ZM37 224H38V222H37ZM127 224V225H128ZM151 224V223H150ZM130 225H132V228H131V230H133V224L132 223H130L129 224V226ZM40 226V225H39ZM0 227H2V225L0 226ZM3 228V227H2ZM94 228V227H93ZM92 228V229H93ZM1 229V228H0ZM23 229V230H24ZM3 230V229H2ZM23 230H21V232L20 233H22L23 232ZM25 230H28V229H25ZM24 230V231H25ZM30 230L28 231V232H30ZM35 230H37V228L35 229ZM35 230H32V231H34L35 232ZM97 230V229H96ZM130 230V229H129ZM40 231V230H39ZM43 232H44V230H42ZM126 231L127 230H125V233H126ZM134 231V230H133ZM15 232V231H14ZM25 232H27V231H25ZM41 232V231H40ZM40 232H35V236H38V233L40 234ZM98 233H99V231H97ZM131 232V231H130ZM2 233H3V231H2ZM2 233H0L1 235H3L4 237H6L5 236V231H4V233L2 234ZM19 233V232H18ZM19 233V234H20ZM24 233V232H23ZM23 233H22V235H23ZM37 233V234H36ZM48 233V232H47ZM98 233H96V231L94 230V234L96 235V234H98ZM122 233V232H121ZM120 233V234H121ZM19 234H18V236H19ZM30 234V233H29ZM45 234V233H44ZM21 235V238H23L24 236H22ZM40 235H43V234H40ZM93 235V234H92ZM9 236V235H8ZM7 236V237H8ZM29 236H31L30 238H32V236L33 235H29ZM28 236V237H29ZM45 236V235H44ZM49 236V235H48ZM51 236V235H50ZM97 236V235H96ZM3 237V238H4ZM13 237H15V235L13 236ZM16 237H17V234H16ZM15 237V238H16ZM25 237H27V236H25ZM34 237V236H33ZM1 238V237H0ZM9 238L10 237H8V240H7V238L5 239V240H7L9 243H12L13 244V241L15 242L16 240L15 239H13L12 237L10 238V239H13L12 240V242H11V240L9 241ZM37 238V237H36ZM95 238V237H94ZM20 239V238H19ZM41 238H39V240H40ZM42 239H44V238H42ZM46 239V238H45ZM122 239V238H121ZM22 240H24V239H22ZM27 240H29V241H35V239L33 238V240L31 239H27L26 238V241ZM39 240L37 241V242H39ZM6 241V242H7ZM17 241H19V240H17ZM16 241V242H17ZM20 241H21V239H20ZM20 241L19 242H17V243H20ZM28 241V242H29ZM43 241H45V240H43ZM49 241V240H48ZM47 241V242H48ZM121 241H123V239L121 240ZM6 242H3V244L4 243H6ZM8 242H7V247H9L8 245H11V244H8ZM15 242V243H16ZM31 242V243H32ZM36 242V241H35ZM34 242V243H35ZM36 242V243H37ZM46 242V243H47ZM195 242V241H194ZM16 243V244H17ZM21 243H23V241H21ZM26 243V242H25ZM44 243V242H43ZM199 243L200 242H198V241H196L195 242V244H196V246H195V250H196V248H197V246L199 245ZM24 244V243H23ZM23 244H22V246H23ZM38 244V243H37ZM124 243L122 242V245H123ZM31 245V244H30ZM38 245H40V244H38ZM42 245V244H41ZM44 245V244H43ZM49 245V244H48ZM3 247V246H5V245H2V239H0V247ZM5 246V247H6ZM14 245H12V247H13ZM25 246H26V244H25ZM32 246V245H31ZM36 246V245H35ZM51 246V245H50ZM1 247V248H2ZM6 247V248H7ZM38 247V246H37ZM37 247H33L32 246V250H33V248H34V250L37 248ZM40 247V246H39ZM44 247H47V246H45L44 245ZM49 247V246H48ZM52 247V246H51ZM198 247H200V246H198ZM10 248V247H9ZM9 248H7L6 250L4 249V252H5V254L6 253H8L9 255H11V253H9L8 252V249ZM23 248H25V247H22V249ZM41 248V247H40ZM40 248H38V249H40ZM53 248V247H52ZM122 248H124V247H121V249ZM10 249H12V248H10ZM27 249H28V247H27ZM26 249V250H27ZM43 249V248H42ZM46 249V248H45ZM49 249V248H48ZM98 249V248H97ZM101 249V248H100ZM103 249H105V247L103 248ZM121 249H120V251H117V253H118V255L120 256V259H119V257L118 256H115V257H118V259H116L115 257V259H113V261L115 260V262L113 263L112 262V260L109 258V260H111V263L110 264H117V262L119 263V264H121V262H119L118 260H121L122 262H123V264H141L142 263V260H138V261H136V256L134 255V253H135V250L133 249V246H131V248H130V250L127 252V253H125V254H123V251H121ZM132 249V250H131ZM25 250V249H24ZM37 250V249H36ZM123 250V249H122ZM128 250V249H127ZM193 250H194V248H193ZM200 250V249H199ZM198 250V251H199ZM7 251V252H6ZM29 251H30V249H29ZM49 251H51V250H49ZM95 251V250H94ZM101 251V253H97V255L99 256L100 254H102V252L104 251V250H100ZM197 251V250H196ZM196 251H193L194 252V254L196 253ZM10 252H11V250H10ZM21 252H23V251H21ZM32 252V251H31ZM33 252H36V251H33ZM41 252V251H40ZM48 252V251H47ZM47 252H45V255H46V253ZM52 252V251H51ZM50 252V253H51ZM99 252V251H98ZM105 253H106V249H105V251H104ZM104 252H103V254H104ZM125 252V251H124ZM148 253H149V251H147ZM3 253V252H2ZM26 253V252H25ZM42 253V252H41ZM82 253V252H81ZM87 253V252H86ZM93 253V252H92ZM107 253H109V252H107ZM172 253V252H171ZM170 252H169V254H171ZM4 254V253H3ZM2 254V256H5L4 257V261H6V262H2L1 261V259L3 260V258H2V256H1V259H0V264H6V263H8V261H9V263L8 264H20L19 262L20 261H22V260H24V258L22 259V255L20 256H17V255H14V256H9L8 254L7 255H3ZM27 254V253H26ZM35 255L36 253H32L31 255ZM52 254H53V252H52ZM95 254V253H94ZM103 254L101 255V258H102V256H103ZM116 254V253H115ZM173 254V253H172ZM34 255H33V257H34ZM38 256H39V254H37ZM37 255H35V257L34 258H36V256ZM49 255V259H51V260H53V257H56V256H52L51 258H50V254H48ZM47 255V256H48ZM54 255V254H53ZM82 255V254H81ZM86 255V254H85ZM89 255H90V252H89ZM105 255V254H104ZM117 255V254H116ZM6 256H9V257H14L11 261L10 260H8L9 259V257H8V259L6 258ZM16 256V257H15ZM25 256V255H24ZM29 256V255H28ZM38 256H37V259H38ZM47 256H39L40 258H42V261L44 260V263L46 262L47 263ZM79 256V255H78ZM87 256H88V254H87ZM95 256H96V254H95ZM113 256H114V252H113ZM172 257H170V261H172V263L173 264H181V253L179 252V253H175V254H173V255H171ZM69 257V256H68ZM73 257V256H72ZM89 257V256H88ZM94 257V256H93ZM92 257V258H93ZM97 257V256H96ZM108 257H109V254H108ZM16 258H20V260H19V262H18V260L16 259ZM26 258V257H25ZM29 258H32V257H29ZM39 258V259H40ZM80 258V257H79ZM91 258V257H90ZM91 258V260H93V259H95V258H93L92 259ZM104 258V257H103ZM139 258V256H137V259ZM8 261H7V260ZM14 259H16L17 260V262H16V260H14ZM22 259V260H21ZM27 259V258H26ZM39 259H38V261H39ZM58 258H56V260H57ZM76 259H78L77 257H76ZM87 259V258H86ZM107 258H106V256H105V260H106ZM153 259V258H152ZM13 260H14V262H13ZM35 260V259H34ZM71 260V259H70ZM96 260V262L98 263V260H101V261H103V264H104V262H105V260H102V259H100V256H99V258L97 257V259H95ZM108 260V261H109ZM86 261V260H85ZM101 261H99V263L101 264L102 262ZM24 262V261H23ZM28 262V261H27ZM32 262V261H31ZM31 262H29L30 264H32ZM40 262V261H39ZM51 263H52V261H50ZM49 262V263H50ZM56 262V261H55ZM89 261H87V263H88ZM107 262V261H106ZM28 263V264H29ZM37 264H38V262H36ZM35 262H34V264H36ZM50 263V264H51ZM54 263V262H53ZM90 263V262H89ZM93 263V262H92ZM171 263V264H172ZM23 264V263H22ZM24 264H26V263H24ZM56 264H57V262H56ZM71 264V263H70ZM74 264V263H73ZM86 264V263H85ZM144 264H159L158 262H148L147 261V263H144ZM161 264V263H160ZM163 264H165L164 262H163Z\"/></svg>",
  "mask_w": 264,
  "mask_h": 264
}]
</instances>
